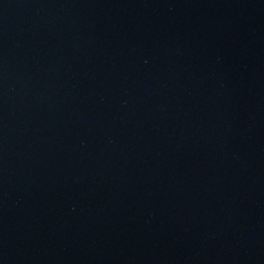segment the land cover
I'll list each match as a JSON object with an SVG mask.
<instances>
[{
    "label": "water",
    "instance_id": "obj_1",
    "mask_svg": "<svg viewBox=\"0 0 264 264\" xmlns=\"http://www.w3.org/2000/svg\"><path fill=\"white\" fill-rule=\"evenodd\" d=\"M0 264H264V0H0Z\"/></svg>",
    "mask_w": 264,
    "mask_h": 264
}]
</instances>
